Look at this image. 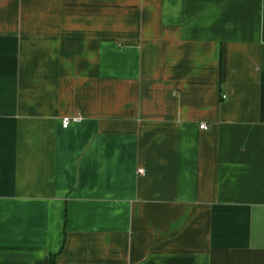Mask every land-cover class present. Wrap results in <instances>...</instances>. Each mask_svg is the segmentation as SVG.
Listing matches in <instances>:
<instances>
[{
  "label": "crops",
  "instance_id": "crops-1",
  "mask_svg": "<svg viewBox=\"0 0 264 264\" xmlns=\"http://www.w3.org/2000/svg\"><path fill=\"white\" fill-rule=\"evenodd\" d=\"M0 264H264V0H0Z\"/></svg>",
  "mask_w": 264,
  "mask_h": 264
},
{
  "label": "built area",
  "instance_id": "built-area-1",
  "mask_svg": "<svg viewBox=\"0 0 264 264\" xmlns=\"http://www.w3.org/2000/svg\"><path fill=\"white\" fill-rule=\"evenodd\" d=\"M78 120H80L79 117H74V118L66 117V118H63V120H62V126L66 127L71 122H75V121H78ZM199 127H200V129H207V125L205 123L200 124Z\"/></svg>",
  "mask_w": 264,
  "mask_h": 264
}]
</instances>
